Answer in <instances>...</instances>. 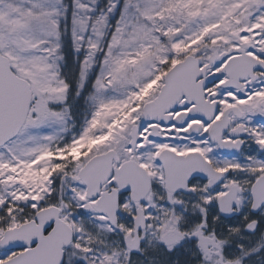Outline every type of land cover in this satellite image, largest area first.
Here are the masks:
<instances>
[{"label": "snow or ice", "instance_id": "obj_1", "mask_svg": "<svg viewBox=\"0 0 264 264\" xmlns=\"http://www.w3.org/2000/svg\"><path fill=\"white\" fill-rule=\"evenodd\" d=\"M0 264H264V0H0Z\"/></svg>", "mask_w": 264, "mask_h": 264}]
</instances>
